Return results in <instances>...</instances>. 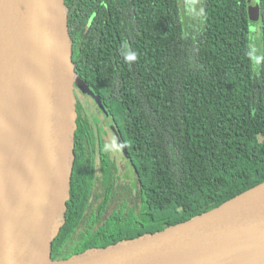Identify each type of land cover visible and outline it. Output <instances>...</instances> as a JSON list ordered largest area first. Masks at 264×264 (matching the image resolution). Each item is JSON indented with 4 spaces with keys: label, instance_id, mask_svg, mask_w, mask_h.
Segmentation results:
<instances>
[{
    "label": "trees",
    "instance_id": "1",
    "mask_svg": "<svg viewBox=\"0 0 264 264\" xmlns=\"http://www.w3.org/2000/svg\"><path fill=\"white\" fill-rule=\"evenodd\" d=\"M64 1L77 72L112 110L133 184L77 148L53 258L161 230L264 181V0L257 71L246 0H200L198 16L192 0Z\"/></svg>",
    "mask_w": 264,
    "mask_h": 264
},
{
    "label": "water",
    "instance_id": "2",
    "mask_svg": "<svg viewBox=\"0 0 264 264\" xmlns=\"http://www.w3.org/2000/svg\"><path fill=\"white\" fill-rule=\"evenodd\" d=\"M64 0H0V264H264V181L158 231L51 254L73 174L79 76ZM125 152V151H124Z\"/></svg>",
    "mask_w": 264,
    "mask_h": 264
},
{
    "label": "flooded vegetation",
    "instance_id": "3",
    "mask_svg": "<svg viewBox=\"0 0 264 264\" xmlns=\"http://www.w3.org/2000/svg\"><path fill=\"white\" fill-rule=\"evenodd\" d=\"M102 1L106 2L108 0H102ZM75 94H76V110L79 120L74 138V159L76 158L77 148L79 149L80 147H82V153L85 158L83 160L85 164L87 165L88 161L91 159L95 172H99L101 167H104L108 172L110 171V173L113 176H118L119 180L121 181L124 180L128 182L127 180L123 179L121 176L120 173L121 164H120V159L118 160L117 154H119L120 157L123 156L126 166L130 168V171H131V166L128 161L127 155L124 152L122 138L119 132V128L115 122L113 112L112 110H108L106 106L107 101L102 99L100 96V99L104 106V110H103L98 106V104L94 101V99L91 96H89L86 93L82 94L78 88L76 89ZM82 95L91 98V101L94 103L97 111H99V113H101V115L103 116V119L101 121H98L95 115L91 117L90 113L83 105ZM80 112H82L81 117H80ZM81 121H84V123L86 122L87 124L85 125L88 126L89 128L82 130V133H78V129ZM108 134H110L112 137L111 143H109L107 140ZM89 167L91 166L88 165L85 168L87 169ZM131 180H132L131 183L130 182L128 183L133 184V177H131Z\"/></svg>",
    "mask_w": 264,
    "mask_h": 264
},
{
    "label": "rangeland",
    "instance_id": "4",
    "mask_svg": "<svg viewBox=\"0 0 264 264\" xmlns=\"http://www.w3.org/2000/svg\"><path fill=\"white\" fill-rule=\"evenodd\" d=\"M246 2H247L248 19H249L248 36L250 39V45L252 51L251 52L252 68L254 71H257L260 67V61L262 58V51H263L259 0H246ZM191 11L196 16L201 14L200 0H192ZM81 93L84 94V92ZM82 99H83V105L90 113L91 117L95 115L98 121H101L103 119V116L101 115V113H99V111H97L94 103L91 101V98L82 95ZM107 140L109 143L112 142V137L110 134L107 135ZM117 157L118 160L120 159V164L122 166V168L120 166V173L122 178L131 183L132 173L130 171V168L126 166L123 156L120 157L119 154H117Z\"/></svg>",
    "mask_w": 264,
    "mask_h": 264
}]
</instances>
